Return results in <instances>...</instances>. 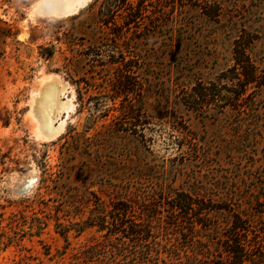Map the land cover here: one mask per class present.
I'll return each instance as SVG.
<instances>
[{
  "label": "rangeland",
  "instance_id": "1",
  "mask_svg": "<svg viewBox=\"0 0 264 264\" xmlns=\"http://www.w3.org/2000/svg\"><path fill=\"white\" fill-rule=\"evenodd\" d=\"M42 1L0 0V264H264V0Z\"/></svg>",
  "mask_w": 264,
  "mask_h": 264
},
{
  "label": "bare ground",
  "instance_id": "2",
  "mask_svg": "<svg viewBox=\"0 0 264 264\" xmlns=\"http://www.w3.org/2000/svg\"><path fill=\"white\" fill-rule=\"evenodd\" d=\"M89 0H43L38 7L40 12L49 15L62 16L75 13ZM64 88L56 83L47 84L41 91L40 98L35 103L34 113L42 134L50 136L61 132L63 121H58L61 113L71 109V101L63 95ZM73 107V106H72ZM34 117V116H33ZM34 119V118H33ZM36 121V120H35ZM58 121V127L54 126Z\"/></svg>",
  "mask_w": 264,
  "mask_h": 264
},
{
  "label": "trees",
  "instance_id": "3",
  "mask_svg": "<svg viewBox=\"0 0 264 264\" xmlns=\"http://www.w3.org/2000/svg\"><path fill=\"white\" fill-rule=\"evenodd\" d=\"M15 39H16V33L14 32L13 28L10 25H8V24H6V23H4V22H2L0 20V61L2 59H4V57H5V54H6L5 48L8 45L7 42L9 40L15 41ZM254 81H255V79H254L252 74L250 76L247 75L246 76V81L244 83V86H247V84H250V83H252ZM71 202H74V200L71 199ZM41 204L42 203L39 204V202L35 201V202L31 203V204L26 205V207H29L27 209L32 211L33 214H34V217L32 218V223H29V226L31 227L30 230H33L34 227H35V236H37V237H40L42 235L43 231L45 230V228L47 227V224L44 221H42L41 219H39L38 216L36 215V213H34L35 212V208H41ZM56 212L59 213L60 210L58 208H56ZM21 217L24 218L25 216L23 215ZM24 219H26V218H24ZM57 219H58V216L55 217L56 221H57ZM100 220H101V223H97L99 225V229H98L99 232L103 231V229H105V227H106L105 220L102 219V218H100ZM11 224L17 226L19 224L18 218L15 219V220L12 219ZM93 227H94V224H89L88 227H86V228L89 229V228H93ZM56 231L60 235H62V237L65 240H67V234L70 232L69 228H65V229H63V231H61V226L59 227V225L56 224ZM84 231H85V229H77L76 230L77 234H82ZM146 232H147L146 235H148V236L151 235V233L148 232L147 229H146ZM31 236H33V235H31Z\"/></svg>",
  "mask_w": 264,
  "mask_h": 264
}]
</instances>
